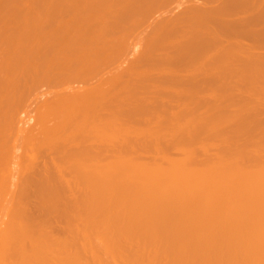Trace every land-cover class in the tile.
I'll use <instances>...</instances> for the list:
<instances>
[{
	"label": "bare ground",
	"instance_id": "obj_1",
	"mask_svg": "<svg viewBox=\"0 0 264 264\" xmlns=\"http://www.w3.org/2000/svg\"><path fill=\"white\" fill-rule=\"evenodd\" d=\"M188 1L0 0V264H264V10Z\"/></svg>",
	"mask_w": 264,
	"mask_h": 264
},
{
	"label": "rangeland",
	"instance_id": "obj_2",
	"mask_svg": "<svg viewBox=\"0 0 264 264\" xmlns=\"http://www.w3.org/2000/svg\"><path fill=\"white\" fill-rule=\"evenodd\" d=\"M187 1H188V0H187ZM189 1H191V0H189ZM189 1H188V2H189ZM194 1H197L196 3H198V2H200L201 0H194ZM206 1H207V0H202V2H206ZM208 1H210V3H211V2L214 1V0H212V1H211V0H208ZM215 1H216V0H215ZM219 1H223V0H219ZM181 2H182V0H181ZM192 2H193V0H192ZM261 2H262V1L259 0V6H258L257 4H255V6H256L258 9H257L255 6L253 7V8H256V9L258 10V11H257V10L254 9L256 12H259V10H261V9L264 10V8H263V7L261 8V6H260V3H261ZM206 3H207V2H206ZM263 4H264V3H262V6H263ZM175 5H176V4H175ZM175 5H174V6H175ZM174 6H173V4H170V3H169L168 6H167V5L164 6V7H166V8L162 7L160 10H163V8H164V9H165V10H163L164 14H169V13H167L168 11L166 12L167 7H168V10H169V9L171 10ZM176 7L178 8V7H180V5H179V6L176 5ZM174 8H175V7H174ZM259 8H260V9H259ZM170 10H169V11H170ZM175 10H176V9H175ZM252 10H253V9H252ZM262 10H261V12H263ZM158 11H159V10H158ZM172 11H173V10H172ZM255 11H254V12L251 11L250 14H252V13L255 14V13H256ZM161 12H162V11H159V14H161ZM165 12H166V13H165ZM259 13H260V12H259ZM259 13H258V14H259ZM153 14H154V13H153ZM153 14H152V15H153ZM157 14H158V13H156L155 15H153L154 17H152V15H151V16L149 17L150 19H148L149 22H147L148 20L146 19V22H144L143 24L141 23L140 26L138 25L136 29H135V28H134V29L132 28V31H135L134 33H138V32H141L142 29H146L147 27H145V26H147L148 23L151 24L153 19H157V18L159 17V14H158V17H157ZM173 14H175V13L173 12ZM173 14H172V15H173ZM248 14H249V11H248V12H243V13H240V14L238 13L237 16H238V18H240V17L247 16ZM258 14H257V15H258ZM161 15L163 16V13H162ZM169 15H170V14H169ZM252 15H253V14H252ZM234 16H235V15H234ZM69 17H71V16H69ZM156 17H157V18H156ZM151 18H152V19H151ZM155 21H156V20H155ZM260 21H261V22H264V21H262L261 19H260ZM65 22H67V21H65ZM259 23H260V22H259ZM261 24H262V23H260L259 25L256 24V26H255V27L258 29V31H259V28H258V27H259ZM262 25H264V23H263ZM262 25H261V27H260V30L263 28ZM255 27H254V28H255ZM256 28H255V29H256ZM147 29H148V28H147ZM147 29H146L145 31H147ZM149 29H150V28H149ZM257 29H256V33H258V32H257ZM263 29H264V28H263ZM263 29L261 30L262 32H263ZM132 31H130V32L132 33ZM143 31H144V30H143ZM143 31H142V32H143ZM148 31H149V30H148ZM142 32H141V34L138 33V35L140 34L139 36H138L137 34H134V36H132L133 33H132V35H131V33H130V34H128V39H127V37L124 38L125 40L127 39L128 41L131 40V39H135L134 41H137V42H138V40H139V42H140V44H139L140 46H138L139 48L137 49V45H138L139 42L137 43V42H134L133 40H132L131 42H128L127 40H126V42L123 41V43H126L127 45H129V43H130V45H131V43L133 42V44H132L131 46H130V45H129V46H127V45H126V46H123V48H124L125 51L128 50L127 47H130L129 50H131V51H129V50H128V51L131 52V55L134 53V51H135L136 49H137L136 53H139V54H140L141 52H142V53L144 52V51L139 52L140 50L144 49V48H143V44H144L143 42H144V40L146 39V36L144 35L145 32H144V33H142ZM149 32H150V31H149ZM146 33H148V32H146ZM259 34H260L261 36H259ZM263 34H264V32H263ZM263 34L259 32L257 35L259 36V38H261ZM130 35L132 36L131 38H129ZM178 35H179V34H178ZM135 36H137V37H135ZM144 36H145V39L143 38ZM176 36H177V35H176ZM176 36H172V37L175 38ZM198 36H199V35H198ZM134 37H135V38H134ZM138 37H139V38L141 37V39H138ZM199 37H200V36H199ZM199 37H198V38H199ZM263 37H264V36H263ZM196 38H197V36H196ZM196 38H194V39H195V40H198V39H196ZM259 38H258V39H259ZM142 39H143V41H142ZM171 39H172V38H171ZM171 39L169 38V41H172V43H173V44H172L173 48H174V43H175V46H176V44H177L178 42H181V43H179L180 46H182V45L184 46V45H185V44H182L183 41H181V40L179 41V40H177V38L174 39V41L171 40ZM175 40H177L178 42L175 41ZM238 40H239V41L241 40V42H240L239 44H238V43H236V44L240 45V44L242 43V45H246V46H243V47H246V48H247L248 45L250 46L251 42L254 41V40H250V39L248 40V39H246V38H243V39L240 38V39H238ZM261 40H262V41H261ZM261 40H260L261 42H264V39H263V38H262ZM90 41H93V40H90ZM145 41H146V40H145ZM255 41H257V40H255ZM141 42H142L143 44H142ZM237 42H238V41H237ZM258 42H259V40H258ZM123 43H122V44H123ZM136 43H137V45L135 46L134 44H136ZM185 43H186V45H187L188 42H185ZM259 43H260V42H259ZM259 43H258V44H259ZM253 44L255 45V42H253V43H252V46H250V47H251V48H254V47L256 48V46H254ZM133 45H134V46H133ZM141 45H142V47H141ZM262 45H263V46H262ZM172 46L169 47L170 52L172 53L173 50L176 52V50H177L178 48L176 47L177 49H176V48L173 49ZM249 46H248V47H249ZM257 46H258V45H257ZM259 46H260V49H261V47H262V49H264V44L260 43ZM140 47H141V48H140ZM178 47H179V46H178ZM135 48H136V49H135ZM182 48H187V47L184 46V47H182ZM251 48H249V49L247 48V49H248V50H251ZM257 48H258V50H257V52H256L255 55H258V54H260L261 52H262L261 54L264 53V50L260 52V51H259V50H260L259 47H257ZM132 49H133V50H132ZM172 49H173V50H172ZM175 49H176V50H175ZM262 49H261V50H262ZM120 50H121L120 52H123V51H124L122 48H121ZM138 50H139V51H138ZM178 50H179V49H178ZM254 50H255V49H253V51H254ZM180 51H181V50H180ZM245 51H246V53H247V50H245ZM120 52H119V54H120ZM129 52H128V53H129ZM259 52H260V53H259ZM128 53L125 52V53H123V54L121 53L120 56L117 55V56H118V57H117V62H118V61H122V58H123V59H124V58H125V59L130 58L131 56H127ZM136 53H134L133 55H135ZM243 53H245V52H243ZM246 53H245V54H246ZM248 53H251V54H249L250 56L252 55V52L249 51ZM254 53H255V51H254ZM126 54H127V55H126ZM261 54H260V55H261ZM124 55H126L127 58L124 57ZM129 55H130V54H129ZM240 55H242V56L244 57V54L241 53ZM247 55H248V54H247ZM247 55H245L246 58H244L246 61H248V59H247V58H248ZM255 55H254V54L252 55V56H254L253 59H255L256 57L259 56V55H258V56H255ZM173 57H175V56H173ZM240 57H241V56H238V58H240ZM261 57H262V56H261ZM261 57H260V58L258 57V59H259L258 61L263 62L264 59L261 60V59H262ZM238 58H237V60H238ZM250 58H251V57H250ZM171 59H172V58H171ZM244 59H243V60L241 59V60L244 61V63H245L246 61H245ZM168 60H170V59H168ZM237 60H236V62H239V61H240V60H239V61H237ZM249 60H252V59H249ZM170 61H171V62H172V61L174 62V61H176V59L173 58V59L170 60ZM253 61H254V60H253ZM253 61H251V62L253 63ZM255 61H257V58L255 59ZM255 61H254V62H255ZM258 61H257V62H258ZM230 62H231V61H230ZM230 62H228V63H230ZM234 62H235V60H234ZM236 62H235V63H236ZM257 62H256V63H257ZM260 62L258 63V64H259V65H258L259 68H260V66H262V64H261ZM228 63H226V64H228ZM231 63H232V62H231ZM247 63H250V62L248 61ZM252 63H250V64H252ZM115 64H116V63H115ZM162 64L164 65V64H166V63L164 62V63H162ZM171 64H172V63H170V65H171ZM175 64H176V62H175ZM238 64H239V63H238ZM260 64H261V65H260ZM173 65H174V64H173ZM173 65H172V66H173ZM235 65H236V64H235ZM245 65H246V64H245ZM253 65L256 66V64H253ZM114 66H115V65H114ZM240 66H244L242 62H241V64L239 65V67H240ZM250 66H251V65H250ZM112 67H113V66H112ZM173 67H174V66H173ZM173 67H170V68L173 70ZM237 67H238V66H237ZM245 67H246V69L249 68L248 65L245 66ZM247 67H248V68H247ZM253 67H254V66H252V68H253ZM263 67H264V63H263ZM263 67H262V69H263ZM170 68H168V69H170ZM174 68H175V67H174ZM188 68H189L190 71L188 70ZM188 68H187V72L184 71V69L186 70V68H182V67H181V68H178L179 70H177V69L175 70V69H174L173 72L170 71L171 73H175V74H173L174 76H173L171 73H169L167 69H164V70H163V73H162L163 75H162V74H161V75H162L165 79L169 78V79H171V80H174L175 78H178V76H180V75H183V76H184L185 74L187 75L188 73H191V72L193 71V69L191 70L190 67H188ZM221 68H223V67L221 66ZM109 69H110V68H109ZM238 69H239V68H238ZM241 69H242V71H243L245 68H240V71H241ZM246 69H245V70H246ZM250 69H251V67H250L248 70L250 71ZM260 69H261V68H260ZM260 69H259V70H260ZM262 69H261L262 72H260V73L263 74V76H264V73H263V72H264V69H263V70H262ZM107 70H108V68H105V69L103 70V73H105ZM215 70H217V69H215ZM215 70H214L213 72H215ZM221 70H222V69H221ZM221 70H219V71H221ZM176 71H177V73H176ZM178 71H179L181 74H179ZM183 71H184V72H183ZM240 71H239V72H240ZM242 71H241V72H242ZM164 72H168V73H166V75H169V76L171 75V77H172V76H173V77H172V78H171V77H168V76L165 77V75H164L165 73H164ZM194 72H195V71H194ZM210 72H211V71H209V73H210ZM243 72H245V71H243ZM195 73H196V72H195ZM206 73H207L208 76H209L208 71H207ZM178 74H179V75H178ZM191 74H192V73H191ZM240 74H241V73H240ZM177 75H178V76H177ZM193 75H194V73H193ZM197 75H198V77H199V73H198ZM197 75H196V76H197ZM204 75H205V74H204ZM210 75L213 77L214 74L211 73ZM244 75H246V74L244 73ZM162 76L160 77V75H159V78H161V79L163 80L164 78H163ZM189 76H190V78L193 77V76H191V75H189ZM194 76H195V75H194ZM196 76H195V77H196ZM201 76H202V75H201ZM211 76H209V78H212ZM239 76H240V75H239ZM239 76H238V78H239ZM242 76H243V74H242ZM242 76H241V77H242ZM174 77H175V78H174ZM185 77H186V76H185ZM185 77H183V79H182V76H181V77L178 78V79H180V80H184ZM195 77H193V78H195ZM205 77H207V75H205ZM159 78H158V79H159ZM173 78H174V79H173ZM209 78L207 77V79H209ZM242 78H243V77H242ZM242 78H240V79L242 80ZM178 79H175V80H178ZM188 79H189V78L187 77L186 80L189 81ZM199 79H200V78H199ZM199 79H196V80L199 81ZM205 79H206V78H204V80H205ZM190 80H191V79H190ZM193 80L195 81V79H193ZM209 80H210V79H209ZM209 80H208V82H209L208 84H210V83L212 84L213 82H211V81H209ZM160 81H161V80H160ZM206 82H207V81H206ZM206 82H205V83H206ZM230 82L232 83V81H230ZM205 85H206V84H205ZM205 85H203V87H204ZM229 85H230V83H229ZM231 85H232V84H231ZM173 86L175 87V85H173ZM207 86L211 87L212 85H211V86H210V85H207ZM170 87H172V85H170ZM170 87L168 86V88H167V87L164 85V86L161 87L160 89L163 90V91H165V92H169V91L171 90V91H173V93H175V91H174L175 89H176V90L178 89V92H177L178 94L183 93V92H182V89H181L180 87H177V85H176L177 88H175V89L173 88L174 90L171 89ZM203 87H201L199 91H196V90L194 89V92H195V91H196V92L205 91V90H207V88H208V87H207L206 89L202 90ZM169 88H170V89H169ZM54 89L58 90L59 87H58V88H54ZM212 89L214 90L215 93L211 91ZM212 89L210 90V93H211V95H212L213 97H215L214 95L216 94V92H219V91L216 90L215 88H213V86H212ZM189 90H191V89H189ZM189 90H188V92H189ZM192 90H193V89H192ZM179 91H180V93H179ZM186 92H187V91H186ZM188 92H187V93H188ZM205 92H207V91H205ZM205 92H202V93H201L202 95L199 93L202 97H201L200 95H199V96H200L201 98H205V97L208 98L209 96L211 97V95H207V94H209V93L206 94ZM208 92H209V91H208ZM233 92H234V91H233ZM163 93H164V92H163ZM177 93H176V94H177ZM213 93H214V95H213ZM234 93L237 94V92H234ZM191 94H192V92H191ZM191 94H189V95H191ZM196 94H197V95H195L194 97H196V96L198 97V93H196ZM219 94H221V92H219ZM219 94H217V95H219ZM57 95H58V93H57ZM150 95H151V94H150ZM158 96H159V97H162L164 100L166 99V98H164L163 95H158ZM203 96H204V97H203ZM178 107H180V106H177V108H178ZM237 107H238V106H237ZM173 108H174V107H173ZM175 108H176V106H175ZM175 108H174V109H175ZM198 108H199V107H198ZM201 108H202V107H201ZM203 108H204V107H203ZM203 108L200 109V110L202 111ZM204 109H205V108H204ZM198 111H199V109L197 110V112H198ZM204 111H207V110H204ZM202 112H203V111H202ZM202 112H200V113H202ZM258 112H259V113H257V114L260 115V111H258ZM206 113H207V112H206ZM208 113H209V112H208ZM210 113H211V111H210ZM202 114H203V113H202ZM204 114H205V113H204ZM257 114H256V117H257ZM31 115H32V117H33L32 119H34V120H33V122H34V121H35V118H34L35 116H33L34 114H31ZM263 115H264V111L261 110V115H260V116L263 117ZM260 116H258V117H259L260 119L264 120V117L262 118V117H260ZM144 117H145V116H144ZM146 117H148V116H146ZM146 117H145V118H146ZM258 117H257V120H260V119H258ZM145 118L142 117V118H141V119H143L142 121H144ZM145 120H146V119H145ZM149 121H150V119H149ZM54 122H55V121H54L53 118H49V119L46 121V124H45V125H46V127H50V128H51V127H54ZM147 122H148V121H147ZM263 122H264V121H263ZM263 125H264V124H263ZM146 132H147V131H146ZM148 133H149V132L146 133V136H148ZM262 133L264 134V131H263ZM149 134H150V133H149ZM144 135H145V134H144ZM146 136H145V137H146ZM164 136H165V135H163L162 138H163ZM142 137H143L142 139H144V140H147V139H148V138H145L143 135H142ZM148 137H149V140H150L151 135L148 136ZM165 137H166V139H165ZM165 137H164V140H163V139H160V141H159V139H157V141H159L161 144H162V141H164V142H166L165 140L168 141V136H165ZM144 140H143V141H144ZM161 140H162V141H161ZM150 141H151V140H150ZM147 142H148V145H149L151 142H153V140H152L150 143H149L148 140H147ZM159 142H158V143H159ZM164 142H163V143H164ZM143 143H144V142H142V144H143ZM129 144H130V143H129ZM144 144H146V146H145L146 149H145V148H142V147H144V145H143L142 147H140V148H141L140 152L143 151V150H144V151H145V150H148V149H147V143H144ZM151 144H153V143H151ZM161 144H160V146H161ZM133 145H134V144H133ZM140 145H141V143H140ZM140 145H139V146H140ZM158 145H159V144H158ZM160 146H158V147H160ZM129 147H133V146H131V144H130ZM135 147H136V146H135ZM148 147L151 148L150 146H148ZM190 147H191V148H190ZM192 147H193V146H187V148H188L189 150H192ZM138 148H139V147H138ZM140 148H139V149H140ZM161 148H162V149H161V150H162L161 152H163V150H164L163 148H165V147H164V144H163V146H161ZM181 148H182V147H181ZM185 148H186V147L182 148V149H183L182 151H181L180 148H179V151H178V150H177V147H176V149H172L173 151H172V150H171L170 152L168 151V152L170 153L171 156H170L169 153H167L166 151H165L166 153L163 152L164 154H161L162 156L160 155L161 152L159 153L160 156H159V155L157 156L156 154H153L152 151H150V149H149V151H146V152H147L148 154L151 153L152 155H154V156H155V159L157 158L156 162H157V161H161V162H157V163H159V165L162 166V167L164 168V167H167V165H168V164H167V160L169 161L168 155L170 156V160H173V161H174L177 157H178V159H179V158H181V157L184 156V155L181 156V154H183V153L186 154V151H189V150H184ZM187 148H186V149H187ZM166 150H167V149H166ZM168 150H170V149H168ZM176 150H177L178 152H180L181 154L178 155V152H176ZM193 150H194V148H193ZM183 151H184V152H183ZM196 151H197V150H196ZM110 152H111V151H110ZM110 152H109V153H110ZM140 152H139V153H140ZM171 152H172V153H171ZM199 152H200V151L198 150V154H200ZM139 153H138V154H139ZM147 153H144V154H143V152H142V155H141V153H140V158H141L140 160H141V162H143L144 160L147 161L149 157H150L151 159L154 158V157H152L151 155L147 157V156H146V155H148ZM62 154H63V153H62ZM128 154H129L128 156H130V152H129ZM145 154H146V155H145ZM165 154H166V155H165ZM167 154H168V155H167ZM198 154H197V156H196L197 158H198ZM110 155H111V154H110ZM124 155H125V154H124ZM126 155H127V154H126ZM131 155H132V153H131ZM144 155H145L146 157H144ZM163 155H165L166 159H165V157H164ZM200 155H201V154H200ZM200 155H199V157H201ZM132 156H134V155H132ZM156 156H157V157H156ZM203 156H205V155H203ZM125 157H126V156H125ZM130 157H131V156H130ZM142 157H143V160H142ZM159 157H160V160L158 159ZM172 157H174V159H173ZM127 158H129V157H127ZM131 158H132V157H131ZM150 158H149V160H148L149 162L152 161ZM163 158H164V160H163ZM167 158H168V159H167ZM171 158H172V159H171ZM197 158H196V159H197ZM161 159H162V160H161ZM178 159H177V160H178ZM199 159H200V160H199ZM199 159H197V160H198V161H201L203 158L201 157V158H199ZM146 161H145V162H146ZM153 161H154V160H153ZM145 162H144V163H145ZM146 163H147V162H146ZM161 163H162V164L164 163V164L161 165ZM164 165H166V166H164ZM67 178H69V177H67ZM69 179H70V178H69Z\"/></svg>",
	"mask_w": 264,
	"mask_h": 264
}]
</instances>
